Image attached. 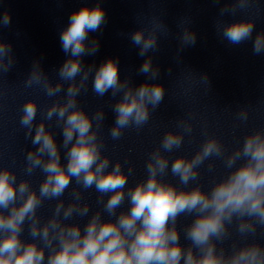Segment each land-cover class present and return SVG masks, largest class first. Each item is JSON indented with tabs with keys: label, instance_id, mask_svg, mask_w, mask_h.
<instances>
[{
	"label": "clouds",
	"instance_id": "1",
	"mask_svg": "<svg viewBox=\"0 0 264 264\" xmlns=\"http://www.w3.org/2000/svg\"><path fill=\"white\" fill-rule=\"evenodd\" d=\"M222 0H213L220 4ZM256 0H232L224 3L220 16L235 14ZM11 23L5 12L0 26ZM106 23L104 9L97 3H87L69 16V23L60 33L62 50L68 59L58 71L59 82L53 84L44 72L39 60L33 61L25 81L26 87L41 86L48 97H55L69 82L63 102L59 99L47 106L43 119L35 124L38 106L33 99L21 107L20 125L26 129L25 137L31 138L33 149L25 156L24 172L31 176L36 169L44 173L39 192L31 187L29 180L17 183V174L8 167H0V264H264V246L254 239L243 243L233 241L231 251L226 253L219 245L232 238L230 226L237 221L236 232L240 240L255 237L258 229L264 230V131H256L244 138L243 145L231 154L218 139L209 137L200 150L190 159L178 156L171 162V174L179 178L185 187L166 182L169 157L184 141V133L191 134L192 125L178 122L182 132L168 131L159 148L151 152L146 163L147 177L135 186H128L133 172L129 165L127 173L119 160L110 168V158L103 154L104 140L99 130L105 120L104 110L98 109L92 116L78 106L77 97L87 91L90 74L94 73L92 90L103 97L111 91L115 120L109 133L119 139L123 130L142 128L150 119V107L156 109L165 97V88L156 81L159 67L153 66L151 56L144 60L139 72L147 81L133 87L130 78L120 79L119 61L109 58L99 67H87L81 61L85 55L99 51V41H89V33L96 32ZM190 20L181 22L178 53L196 44L197 35L190 30ZM218 34L230 45H241L251 40L254 55L264 53V31L253 36L255 19H240L230 23L218 20ZM170 30L162 21L154 19L150 31L143 28L130 34L131 43L139 48L144 57L158 49V33ZM88 42V43H86ZM16 60L12 45L0 39V77L7 74ZM171 73V68H169ZM77 77L79 81L77 82ZM201 80L210 87L207 74ZM239 119H248L247 110H241ZM61 129L62 143L58 145L53 131L45 121H53ZM95 124V126H94ZM33 129H35L33 134ZM61 148L66 164L61 162ZM222 158L226 176L215 182L210 191H203L197 184L187 185L199 178V167L210 157ZM238 161H243L237 166ZM209 165V170L212 169ZM79 188H73L71 200L65 204L62 197L72 180ZM80 188H94L98 193L96 203L102 206L95 211L81 228L79 223H66L73 216L85 217L90 205L82 201ZM107 197V199H105ZM45 200H57L50 218L41 223L38 209ZM125 200L130 207L117 210ZM102 213L115 219H104ZM195 215L183 230L187 247L181 243L177 228L182 215ZM25 224L31 239H22Z\"/></svg>",
	"mask_w": 264,
	"mask_h": 264
}]
</instances>
